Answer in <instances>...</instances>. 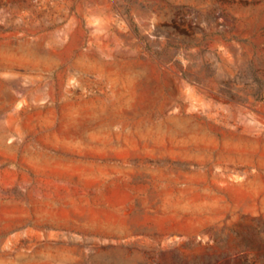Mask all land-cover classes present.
I'll list each match as a JSON object with an SVG mask.
<instances>
[{"label": "rangeland", "instance_id": "obj_1", "mask_svg": "<svg viewBox=\"0 0 264 264\" xmlns=\"http://www.w3.org/2000/svg\"><path fill=\"white\" fill-rule=\"evenodd\" d=\"M0 264H264V0H0Z\"/></svg>", "mask_w": 264, "mask_h": 264}]
</instances>
